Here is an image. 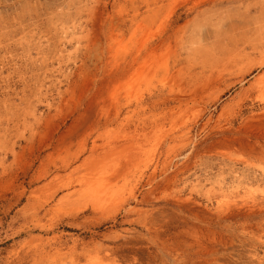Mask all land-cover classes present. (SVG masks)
Here are the masks:
<instances>
[{"label":"rangeland","instance_id":"obj_1","mask_svg":"<svg viewBox=\"0 0 264 264\" xmlns=\"http://www.w3.org/2000/svg\"><path fill=\"white\" fill-rule=\"evenodd\" d=\"M241 47L264 0H0V264H264Z\"/></svg>","mask_w":264,"mask_h":264},{"label":"bare ground","instance_id":"obj_2","mask_svg":"<svg viewBox=\"0 0 264 264\" xmlns=\"http://www.w3.org/2000/svg\"><path fill=\"white\" fill-rule=\"evenodd\" d=\"M252 46H253L252 48L254 49V45H252ZM245 54H246L245 50L242 47H241V49L237 48V63H236V61L234 59L235 56H232L231 53H229V55L227 57V61H226L227 63H225V67H224L223 71L229 72V74L232 75V74H234V72H235L234 68L237 65V72L235 73V75L237 76V74H246L253 67L264 64V53H262L261 57L259 59H256V60H254V59L248 60L247 59L246 65L241 67V65L243 64L241 62L242 57H244Z\"/></svg>","mask_w":264,"mask_h":264}]
</instances>
